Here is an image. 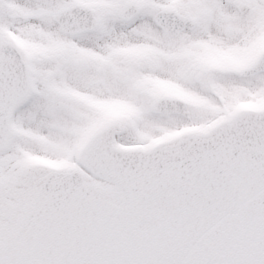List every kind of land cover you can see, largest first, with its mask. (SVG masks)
<instances>
[{
  "label": "snow or ice",
  "instance_id": "snow-or-ice-1",
  "mask_svg": "<svg viewBox=\"0 0 264 264\" xmlns=\"http://www.w3.org/2000/svg\"><path fill=\"white\" fill-rule=\"evenodd\" d=\"M0 264H264V0H0Z\"/></svg>",
  "mask_w": 264,
  "mask_h": 264
}]
</instances>
